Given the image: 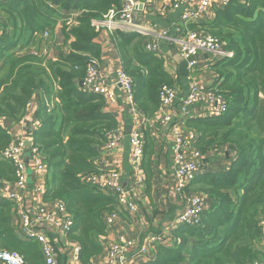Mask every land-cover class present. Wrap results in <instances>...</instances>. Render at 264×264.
I'll return each instance as SVG.
<instances>
[{
    "label": "trees",
    "instance_id": "16d2710c",
    "mask_svg": "<svg viewBox=\"0 0 264 264\" xmlns=\"http://www.w3.org/2000/svg\"><path fill=\"white\" fill-rule=\"evenodd\" d=\"M122 0H0V120L18 122L35 93H40L38 129L33 134L51 182L43 201H62L73 220L72 238L79 260L102 253L104 217L117 208L116 198L81 183L79 176L98 171L96 160L105 134L117 127L104 98L79 87L90 60H101L92 20L120 10ZM72 19V25L65 23ZM58 27L59 35L56 34ZM224 43L231 58L209 62L214 87L228 110L218 118H189L185 126L197 135L194 146L211 162L220 152L226 170L199 173L186 191L205 198L207 209L197 226L172 230L170 246L159 245L154 257L139 264H264L258 224L264 219V0H232L214 10L211 20L187 24ZM60 38L67 53L45 60L37 50ZM144 35L113 31L110 39L122 70L133 81V101L146 118L159 107L162 85L175 81L163 61L147 52ZM69 41V43H68ZM211 88V89H212ZM49 106L51 108L49 109ZM149 160L153 142L143 133ZM11 135L0 126V180L12 183L14 168L1 153ZM146 176L151 172L143 163ZM12 204L0 199V251L16 252L26 264H43L39 246L17 233Z\"/></svg>",
    "mask_w": 264,
    "mask_h": 264
},
{
    "label": "built area",
    "instance_id": "2783aa9c",
    "mask_svg": "<svg viewBox=\"0 0 264 264\" xmlns=\"http://www.w3.org/2000/svg\"><path fill=\"white\" fill-rule=\"evenodd\" d=\"M191 0H157L159 15H164L178 7L190 2ZM232 0H198L196 8H187L181 15V21L187 26L190 23H199L208 16L211 8H224ZM154 0H148L153 3ZM242 3L245 0H241ZM145 9L144 3L135 0H122L120 10H110L103 16L101 20H92L91 26L97 34L98 42L110 39L113 31L122 33H137L144 36L155 34V24L137 23L133 20L134 13ZM66 26L72 25V19L65 23ZM49 38V33L45 31L42 34L43 41ZM173 45L179 49V57L187 62L188 78L191 80L188 93L181 99L183 107L198 104V112L194 116L192 111L184 110L179 120L185 121L189 118H218L225 114L228 110V103L225 97L216 90V88L200 86L196 82V69L199 56L210 58L209 62L219 59L231 58L232 53L224 49V43L209 34L200 33L198 31L189 30L187 28L171 40ZM145 50L149 53L156 54V46L146 44ZM84 88L93 94L101 95L104 98L106 106H110L115 102V95L111 87L104 82V76L98 68L95 60H90L86 68L83 79ZM114 84L119 86L124 94L125 100L131 109L135 104L133 101L134 84L132 79L123 72L122 68L115 73ZM212 88V89H211ZM178 94L175 85H162L159 89L158 100L159 107L151 119H147V123L160 122L165 123L171 120L175 115L173 107L174 100ZM263 99L264 94L258 95ZM30 103L26 106L29 108ZM51 106H49V109ZM122 131L118 128L105 134L106 148H114L119 142ZM195 136L192 134H184L180 131L174 132L173 153H172V171L175 188L178 192L184 191L195 177L201 173L205 167L206 157H203L200 150L194 146ZM144 138L143 133L138 129L131 132L130 135V162L133 170L137 173L141 166L144 156ZM31 154V166L40 173L45 171V166L41 156L37 152V148L32 146L29 149L22 142L11 143L1 154V156L9 161L14 168V191L7 192L3 189V182L0 180V198H5L14 206L15 215L17 217V233L24 239L35 241L40 244L44 264H56L55 248L47 234H54L66 239L64 252L72 261L79 260V246L71 238H67L69 232L73 228V220L67 213L65 204L62 201H55L54 211H41L35 216H30L22 209L23 200L22 192L26 190L28 183H31L29 177V167L25 164L26 151ZM98 168L97 172L80 175L81 183L94 187L97 192L111 195L116 198L117 208L106 214L104 221L106 226H112L114 220L119 217L120 213L133 214L137 208L129 201L127 191L123 188L122 177L118 170L113 167ZM137 182H141V178L137 177ZM205 198L201 195H191L186 200V205L181 212L170 222L165 225V230L170 231L181 225L197 226L200 221L201 214L207 209ZM260 243L264 245V219L259 224ZM169 245L170 240L165 239L161 234L153 235L145 241V244L134 249V240L119 236L109 241L106 247L105 259L102 264H136L127 261V252H132V256L139 262L149 260V253L154 252L155 245ZM0 264H26L22 256L16 252L0 251Z\"/></svg>",
    "mask_w": 264,
    "mask_h": 264
},
{
    "label": "crops",
    "instance_id": "0c3cea01",
    "mask_svg": "<svg viewBox=\"0 0 264 264\" xmlns=\"http://www.w3.org/2000/svg\"><path fill=\"white\" fill-rule=\"evenodd\" d=\"M135 1L144 3L145 9L134 13L133 20L137 23H143L146 25H156V29L153 30L155 34L143 37L146 41L145 45L153 44L156 46V57L163 61L165 71L175 81L174 85L178 89V94L173 103L175 115L171 117L170 121L165 123H147L146 120L148 118L139 112L136 105L131 109L119 86L114 84L115 73L122 67L120 57L115 51L111 39L108 38L99 43L102 54L101 60L97 61L98 68L104 76L105 84L111 87L115 95L114 104L110 106L105 105V107L107 112L115 117L117 122L116 128L122 131V135L114 148H106L105 144L99 148L100 155L96 160V166L99 168L113 167L119 171L122 177L123 188L127 191V197L137 208V211L133 214L120 213L119 217L114 220L112 226H106L105 234L100 236L98 241L102 247V253L97 257L90 259L89 264H102L105 259L106 247L109 244V241H112L119 236H125L134 240V249L137 250L145 244V241L148 240L150 236L158 234H161L165 239L170 240V244L166 245L170 246L173 241L171 235L172 230L166 231L165 225L172 221L181 212L186 205V200L191 195L196 194L194 192L188 194L186 191L188 186L184 191L178 192L176 190L171 168L174 132L180 131L184 134H192L195 136V139L197 137L194 131L185 126V121H180L181 119L179 120L180 115L184 110L192 111V115L194 116L198 112V104L187 107H183L181 104V99L188 93L191 80L188 78V70L185 78L180 76L179 65L183 60L179 57L178 47L173 45L171 40L175 38L180 31L187 28V26L181 21V13L187 8H196L198 0H191L164 15H159L157 13V0H154L151 4L148 3V0ZM215 9L217 8L214 7L209 9L208 16L207 18L205 17L203 21L211 20L214 16ZM56 34L59 35L58 27L56 29ZM42 43L40 49L37 51L45 60L54 61L57 59L58 52L67 53L68 46L62 44L63 41L60 38L55 41V44H49L50 46L45 45V41ZM198 59V67L195 72L197 76L196 82L200 86L214 87V77L209 70L208 65L210 58L199 56ZM82 87H84V85ZM262 93L264 94V91ZM41 98L42 95L40 93H35L32 96L30 102L31 106L26 108L25 115L18 122L0 120V126L11 135V143L22 142L26 145L27 149H29L27 146L28 143L31 142L33 144V134L38 129L36 113L40 109ZM128 127H130L129 133L127 132ZM135 129H138L142 133H144L145 130H148L153 142V151L149 160L147 161L146 156H143L141 166L137 173L133 170L130 162V135ZM219 153L220 152H216L214 156H210L213 157L211 162H209V158H207L208 160L205 161L207 163L205 167L202 168L201 172L224 171L227 169L228 163L224 161L223 155H219ZM143 163L144 165L147 163L151 172L149 177L146 176ZM25 164L29 167L28 173L31 183H28L26 190L21 193L23 197L21 203L22 209L30 216H35L41 211H54L55 201H43L44 193L51 185L46 168L45 171L36 173L31 166V157L28 150L25 154ZM137 177L141 178V182H137ZM2 186L7 192H13L15 189L13 182H3ZM0 199L8 201L5 198ZM11 219L13 221V226H15V224H17V217L15 215L13 204ZM72 232L73 228L69 232L67 238H71L75 241L72 238ZM47 237L51 240L52 245L55 248L56 264H82L80 260L74 262L66 256L63 250L66 246L65 238L54 234H47ZM75 243L79 246L76 241ZM37 244L41 252L40 244ZM159 245L161 244L155 245L154 250ZM260 245L264 246L261 243ZM126 255L128 262L139 264L135 256H132V252H127ZM153 257L154 254L153 251H151L149 253L148 261ZM42 260L44 264L43 255Z\"/></svg>",
    "mask_w": 264,
    "mask_h": 264
},
{
    "label": "water",
    "instance_id": "95a60500",
    "mask_svg": "<svg viewBox=\"0 0 264 264\" xmlns=\"http://www.w3.org/2000/svg\"><path fill=\"white\" fill-rule=\"evenodd\" d=\"M186 67H187V62H186V61H182V62L180 63V65H179V74H180V76H181L182 78H185V77L187 76V69H186ZM82 86H83V83L80 82V83H79V87H82ZM129 131H130V127L127 128V132H128V133H129ZM27 146H28V147H32V143H31V142L28 143ZM30 157H31V154H30Z\"/></svg>",
    "mask_w": 264,
    "mask_h": 264
},
{
    "label": "clouds",
    "instance_id": "9594fccd",
    "mask_svg": "<svg viewBox=\"0 0 264 264\" xmlns=\"http://www.w3.org/2000/svg\"><path fill=\"white\" fill-rule=\"evenodd\" d=\"M32 146H33V144H32Z\"/></svg>",
    "mask_w": 264,
    "mask_h": 264
}]
</instances>
